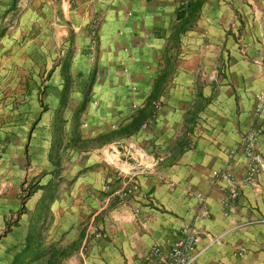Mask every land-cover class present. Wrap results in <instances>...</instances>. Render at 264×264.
<instances>
[{
  "label": "crops",
  "instance_id": "crops-1",
  "mask_svg": "<svg viewBox=\"0 0 264 264\" xmlns=\"http://www.w3.org/2000/svg\"><path fill=\"white\" fill-rule=\"evenodd\" d=\"M198 1L194 13L179 0L72 1L69 17L75 23L83 24L95 12L100 46L107 53L102 64L125 73L104 80L92 70L84 88L71 92L70 72L68 78L62 72L57 87L58 103L80 95L76 112L86 95L83 119H99L90 123L85 137L103 144L71 147L73 163L63 174L54 167L45 176L46 186L57 174L69 183L49 204L61 221L53 224V235L59 233V239L64 233L65 240L80 243L79 251L63 264H77L69 258L84 257L82 248L84 264H142L152 245H170L181 238L184 226L194 235L193 264H264V112L258 105V94L264 96V30L259 25L264 0ZM229 22L232 30L227 34ZM81 30L79 35H88ZM260 34L262 44L252 46L251 38ZM216 43L220 60L212 58ZM177 52L190 55L174 62ZM70 59L69 69L75 64ZM220 68L225 72L216 81L202 72ZM185 70L193 72L190 80ZM115 83L121 88L116 93ZM193 85H200L195 94ZM151 95L163 101L156 112L148 104ZM91 100L101 108L95 111ZM143 111L147 117L139 119ZM2 112L0 108V116ZM145 119L150 123L143 130ZM0 130V150L8 143L6 154L0 153V186L11 185L0 187L2 220L17 202L14 183L26 168V142L22 136L12 140L8 125ZM245 134L257 138L252 159L239 145ZM190 140L195 142L192 147ZM251 166L256 167L252 174ZM218 167L230 172V183L211 182V171ZM123 169L136 174L130 194L124 188L127 177L117 173ZM171 180L178 186L169 188ZM185 185L203 194L204 206L186 195ZM230 186L238 192L236 199L227 198Z\"/></svg>",
  "mask_w": 264,
  "mask_h": 264
},
{
  "label": "rangeland",
  "instance_id": "rangeland-1",
  "mask_svg": "<svg viewBox=\"0 0 264 264\" xmlns=\"http://www.w3.org/2000/svg\"><path fill=\"white\" fill-rule=\"evenodd\" d=\"M72 1L0 0V50L4 48V52L0 53V79H4V85L0 86L2 94L0 108L3 110L0 116V120H2L0 125L11 127L12 140L22 136L26 142L23 148L26 168L19 181L14 183L18 194L17 202L10 204L9 215L5 219H0V224H3L0 227V264H11L20 254H24L23 264H48L47 254L36 256L38 257L36 258L32 256V253L38 251L41 253L50 247L55 250H64L65 255L57 258V263L63 264V260H66L77 250L79 251L80 248V243L65 240L64 233L60 235L59 239H57L59 233L56 236L53 235L51 230L53 224L61 221L60 217L51 211L49 204L55 197L59 198V195L69 186L65 178L57 177V175L63 174V170L67 169L73 163L72 159L76 157L70 153V148H96L103 144L98 142L96 137H85L90 134V123L99 118L88 116L84 120L80 112L77 114L75 103L80 95L71 94V92L75 91L74 88L76 91L80 87L84 88L92 70H94L96 78L102 76L104 80L110 77L115 79L125 72L121 68L115 69L116 67L102 64L104 55L106 56L107 53L104 54L100 46L101 39L96 26L98 21L93 16L95 12H89V20L83 24L82 22L75 23L69 17ZM179 1L180 5L185 7L189 0ZM238 6L241 5L236 7L238 8ZM231 7L232 5L229 4L228 8L231 9ZM261 8L264 9V6ZM259 25L264 30V12H262ZM81 28H84L86 32L89 31L88 35H79L82 31ZM224 29L227 34H230L231 23L229 22L228 25L226 23ZM239 36L240 34L234 37L235 40L239 39ZM218 39L221 42L219 37ZM262 42L263 36L260 34L252 37L250 44L256 47L258 43L262 44ZM238 43L243 44L241 40ZM215 46L218 48L213 50L212 58L220 60V43H216ZM70 55V61L74 58L75 64L69 69L67 60L69 62ZM189 55L188 52H177L174 62L185 61ZM212 55L209 54L208 57ZM104 61H106L105 58ZM185 71L188 72L190 80L193 72ZM62 72L65 78L69 77V72L71 76L70 94L72 99H69L68 95L65 104L58 103L57 96V87L61 83ZM202 72L205 73L207 79L216 81L221 74H224L225 69H212L208 72L202 69ZM115 84L116 86H112L116 90H113L114 93L121 90L120 85ZM199 86L193 85L191 93L195 94ZM263 99V94H258L260 110ZM91 101L89 104L94 107L95 111L101 108L98 101ZM150 103L155 112L163 105L161 98H154ZM201 104L198 102L197 107H201ZM149 123L150 119H145L141 123V128L146 129ZM179 131L183 133L182 130ZM250 135L252 134H245L241 137L240 147ZM76 137L79 139L73 143V139ZM194 143L190 140L188 147L194 146ZM7 144H2L0 153L6 154L4 150L7 148ZM139 150L144 156L143 150ZM54 167L58 174L54 177L55 181L46 186L45 176L49 175L50 169H54ZM132 171L134 170L117 171L119 176L127 177L124 185L127 194L133 191L137 183L136 174H133ZM224 175L227 177L225 178ZM211 180L213 183L218 181L230 183L232 177L228 170L218 167L211 171ZM167 183L169 188L178 186V183L172 180ZM10 186L1 185L0 187L4 190ZM231 188L232 186L229 188L227 198L236 199L238 192ZM184 192L189 198L199 200L201 206H204L203 194L194 190L190 185H185ZM231 194L234 196L232 197ZM184 228L190 229V226L182 227V233ZM99 233L93 231L96 237L100 236ZM80 252L84 257L78 254L69 260H77V264H84L86 249L82 248Z\"/></svg>",
  "mask_w": 264,
  "mask_h": 264
},
{
  "label": "built area",
  "instance_id": "built-area-1",
  "mask_svg": "<svg viewBox=\"0 0 264 264\" xmlns=\"http://www.w3.org/2000/svg\"><path fill=\"white\" fill-rule=\"evenodd\" d=\"M264 112V99L261 106ZM257 144L255 135H250L244 145V153L249 158H254V149ZM251 166L249 171L252 174L256 169ZM226 178L227 175H224ZM233 197L234 194H231ZM194 244V235L189 228L183 229L181 238L175 240L170 245L154 244L142 258V264H193L195 256L191 254Z\"/></svg>",
  "mask_w": 264,
  "mask_h": 264
},
{
  "label": "trees",
  "instance_id": "trees-1",
  "mask_svg": "<svg viewBox=\"0 0 264 264\" xmlns=\"http://www.w3.org/2000/svg\"><path fill=\"white\" fill-rule=\"evenodd\" d=\"M200 4H201V2L198 1V0H194V1L193 0H189L185 4V7H189V13H194V12H196L199 9ZM182 7H184V6H182ZM182 27H184L183 23L180 25V29ZM65 87H68V86L65 85ZM154 98H155V95H151L148 104H150L151 100H153ZM86 103H87V97L85 95L83 100H82V103L80 104V106H79V108L77 110V114H79V112L84 110ZM143 113H144V115L139 116L138 117L139 119H144V118L147 117L146 116L147 114H145L144 111H143ZM78 139H79L78 137L74 138L73 139V143H76L78 141ZM42 254H47V263L48 264H51V263L58 264L57 263L58 262L57 258L61 257V256H64L65 252H64V250H55L53 247H50V248L47 249V251H44V252H41V253H39V251L38 252H33L32 256L33 257H36V256L40 257ZM23 257H24V254L17 255V257H15V259L13 260V262L11 264H23L22 263ZM36 258H38V257H36Z\"/></svg>",
  "mask_w": 264,
  "mask_h": 264
}]
</instances>
